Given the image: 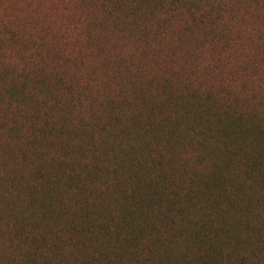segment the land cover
Here are the masks:
<instances>
[{
    "label": "trees",
    "instance_id": "1",
    "mask_svg": "<svg viewBox=\"0 0 264 264\" xmlns=\"http://www.w3.org/2000/svg\"><path fill=\"white\" fill-rule=\"evenodd\" d=\"M84 4L102 37L119 38L118 55L90 66L97 88L39 79L38 65L11 75L14 61L0 62L14 117L0 118V256L264 264V0ZM43 35L40 47L26 39L69 61Z\"/></svg>",
    "mask_w": 264,
    "mask_h": 264
},
{
    "label": "rangeland",
    "instance_id": "2",
    "mask_svg": "<svg viewBox=\"0 0 264 264\" xmlns=\"http://www.w3.org/2000/svg\"><path fill=\"white\" fill-rule=\"evenodd\" d=\"M86 1L39 0L36 9H34L35 7H29V9L24 8L22 3L17 4L15 0H0V31H2L0 50L3 53L6 52V58L1 56L0 62L14 61L15 66H12L9 70V72H13L11 75L15 73L28 75L33 70V66L38 65V69L41 70H38L39 79H42L43 76L52 79L63 77L68 83H71L70 86H76L77 77L81 79L80 82L102 78L99 69L96 68V73V70L92 71L90 66L92 65L95 68L97 63L99 64L98 67L104 66L103 59L112 54L108 52V49L112 50L114 55H118L117 49L113 50L112 48H114L119 38L116 34H107L102 37V28L94 29L93 19L89 20V15L93 10L86 8L87 4H84ZM39 12L43 13V17H45L42 22L39 21ZM100 16L99 13L98 18ZM44 27L47 29L46 35ZM9 32L13 33L12 42L8 39ZM28 34L34 36L39 47L40 40L37 37L44 34L43 36L47 40L51 39L53 43H56L57 48L65 51L63 56L69 61H58L57 63L51 61L47 58L48 55L45 53L44 48L43 51H39L42 47L35 51L32 48V43L27 42L26 37ZM23 59L27 60L24 64L21 62ZM60 75H65V77ZM90 83L92 84V82ZM92 85V90L97 88L96 85ZM26 86L27 90L33 93L32 95L36 94L37 86L34 91L31 83L27 82ZM19 111L23 115H27L26 109H20ZM0 118H4L2 123L10 122V124L14 118L11 110L7 107L6 101L1 97ZM24 126L26 125L24 124ZM18 127L21 128V123ZM3 132L4 130L0 128V139L3 137ZM14 254L17 255L16 252ZM5 258L6 254H4V259L0 256V264H9L4 261Z\"/></svg>",
    "mask_w": 264,
    "mask_h": 264
}]
</instances>
